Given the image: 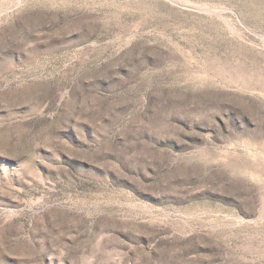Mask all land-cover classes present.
<instances>
[{"label":"rangeland","instance_id":"374dc122","mask_svg":"<svg viewBox=\"0 0 264 264\" xmlns=\"http://www.w3.org/2000/svg\"><path fill=\"white\" fill-rule=\"evenodd\" d=\"M0 264H264V0H0Z\"/></svg>","mask_w":264,"mask_h":264}]
</instances>
